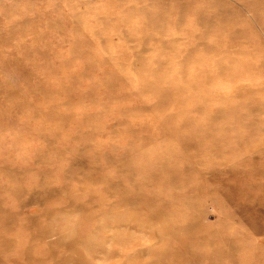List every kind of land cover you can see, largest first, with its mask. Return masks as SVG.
<instances>
[{"label":"rangeland","instance_id":"rangeland-1","mask_svg":"<svg viewBox=\"0 0 264 264\" xmlns=\"http://www.w3.org/2000/svg\"><path fill=\"white\" fill-rule=\"evenodd\" d=\"M0 264H264V0H0Z\"/></svg>","mask_w":264,"mask_h":264},{"label":"bare ground","instance_id":"bare-ground-1","mask_svg":"<svg viewBox=\"0 0 264 264\" xmlns=\"http://www.w3.org/2000/svg\"><path fill=\"white\" fill-rule=\"evenodd\" d=\"M143 11V10H142ZM150 14H152L153 15V18L156 16V14H157V12H153V11H151L150 12ZM156 19V18H155ZM154 19V20H155ZM151 21V23H153V21L152 20H150ZM154 24H155V22H154ZM210 24H214L213 22H210ZM91 26H94V27H96V25L95 24H91ZM4 55H5V57L6 58H8V57H10L9 55H8V53L6 52V51H4ZM153 65V64H152ZM146 68V67H145ZM150 76H152L151 77V79H152V82L149 80V77H147V80H146V83H142L141 82V79H142V77L140 76V74H139V76H138V78L140 79V85H142V86H145V87H147V90L150 92V93H153V96H156V97H158V99L161 101V100H163V97H161L160 96V94L159 93H162L161 91L162 90H167V89H169L170 90V92H172V91H175V90H177V89H175L176 87H177V84L176 83H174V82H176V78L175 77H177V74H176V72H173V74L172 75H170L171 77H172V83H170V85H168V87H167V85L164 83V80L167 78V76L166 77H163V76H160V74L159 73H156V71L154 70V69H152V70H150ZM171 95H175V93H171ZM164 101H166V100H164ZM103 188V187H102ZM100 209V208H99ZM101 211V210H100ZM100 211H93V212H91L92 214L91 215H85V216H87L88 218H90V216H92V219H94V221L95 222H97V220L98 219H96L97 218V216L98 215H101V216H103V213L102 212H100ZM100 212V213H99ZM86 217V218H87ZM88 221H89V219H88ZM63 226V225H62ZM88 226H89V222H86V225L84 226L85 227V231L83 232V234H85V233H89V232H87V229H88ZM117 225H115V227H116ZM63 227H65V228H67L66 230H64V231H67V232H62L61 234H58V238H61V237H64V239L66 238V239H72L73 237H76V236H74V235H76L75 233H72V234H70L69 235V232H68V230L70 229V228H72V224L71 223H69V222H66L65 224H64V226ZM69 227V228H68ZM104 228H105V225H104V223L103 222H98V226H97V228H96V230L97 231H99V232H102V231H104ZM106 229V228H105ZM24 232H26V230L24 229L23 230ZM111 231V230H110ZM55 234V233H54ZM83 234H80L79 236H78V238L76 239V240H74V241H77V243H78V245H79V250H77L78 251V254H77V256H76V258L77 257H81V256H84L85 254H91V252L94 250V249H100L99 250V252H103V253H105L106 251L105 250H102V248L100 247V245H98V242L99 241H103L102 240V238L101 237H98V235L97 236H95L94 235V233L92 232L91 234H87V235H83ZM65 235V236H64ZM59 240V239H58ZM58 242V241H57ZM25 245H27V244H25ZM24 245V246H25ZM58 246H60V245H58ZM26 247V246H25ZM57 248V247H56ZM49 249H50V247H49ZM107 250V249H106Z\"/></svg>","mask_w":264,"mask_h":264}]
</instances>
